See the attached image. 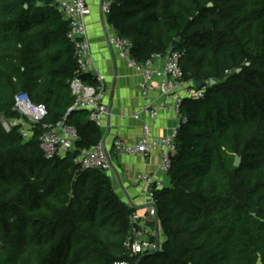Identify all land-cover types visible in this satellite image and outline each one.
Segmentation results:
<instances>
[{
  "label": "trees",
  "instance_id": "obj_1",
  "mask_svg": "<svg viewBox=\"0 0 264 264\" xmlns=\"http://www.w3.org/2000/svg\"><path fill=\"white\" fill-rule=\"evenodd\" d=\"M105 20L140 63L179 36L183 73L206 85L183 101L155 191L163 241L131 254L133 206L106 171L75 161L101 133L86 110L68 112L77 66L57 0H0V116L18 117L24 95L45 104L43 123L77 132L72 151L45 159L41 125L24 140L0 124V264H264V0H112Z\"/></svg>",
  "mask_w": 264,
  "mask_h": 264
},
{
  "label": "built area",
  "instance_id": "obj_2",
  "mask_svg": "<svg viewBox=\"0 0 264 264\" xmlns=\"http://www.w3.org/2000/svg\"><path fill=\"white\" fill-rule=\"evenodd\" d=\"M111 1L102 0L101 3L103 26ZM57 8L62 19L68 24L66 37L74 47L77 66L75 74L69 81L73 103L68 112L86 110L89 120L101 127L110 110L105 103L106 75L99 70L90 49L87 18L91 14V8L86 0H57ZM106 42L116 50L118 57L126 59L128 65L141 75L139 90L144 102L132 117L140 119L145 115L155 122L160 113L170 112L175 114L176 121L162 135L154 134L149 122H142L141 133L137 139L128 141L115 138L110 144L100 139L92 147L81 150L75 161L82 169L96 168L109 173L113 153L133 156L158 151L160 175L142 173L134 176L135 182L141 183V192L139 203L133 207L134 210L129 216L130 235L125 243L131 254L152 253L158 250L163 241V235L159 232L155 191L165 186L164 178L168 176L171 157L176 152L175 139L178 130L181 124L187 121L186 115L182 112V104L187 98L202 97L206 85L197 88L196 81L185 76L179 65L180 51H168L165 55L155 54L140 63L130 57L132 42L128 38L120 36L113 30L107 36ZM84 75L93 83L84 79ZM13 109L18 117L7 119L0 116L1 126L7 132L17 128L20 136L24 140H29L35 134L37 126L41 125L42 132L38 135V141L45 159L62 157L74 149L76 129L66 124L64 120L54 125L43 123L48 114L45 104L35 103L28 96L21 95L15 98Z\"/></svg>",
  "mask_w": 264,
  "mask_h": 264
},
{
  "label": "crops",
  "instance_id": "obj_3",
  "mask_svg": "<svg viewBox=\"0 0 264 264\" xmlns=\"http://www.w3.org/2000/svg\"><path fill=\"white\" fill-rule=\"evenodd\" d=\"M86 1L91 8V14L87 18L91 54L99 70L106 75L105 103L110 110L100 127L101 139L106 140L108 144L115 138L133 141L141 133L142 122H149L154 134H165L176 121L174 113H160L155 122L145 115L140 119L132 117L144 102L139 90L141 75L128 65L126 59L118 57L116 50L107 44L106 38L113 30L107 25L105 17L106 26L102 24V0ZM111 159L112 168L108 174L115 192L123 201L136 207L139 203L141 183L135 182L134 176L142 173L160 175L158 151L133 156L113 153ZM168 181V176H165V185Z\"/></svg>",
  "mask_w": 264,
  "mask_h": 264
},
{
  "label": "water",
  "instance_id": "obj_4",
  "mask_svg": "<svg viewBox=\"0 0 264 264\" xmlns=\"http://www.w3.org/2000/svg\"><path fill=\"white\" fill-rule=\"evenodd\" d=\"M211 5V4H209ZM179 40H180V37L177 36L176 39L171 43V45L168 47V51H173L174 49L178 48L179 46ZM237 71H240V69H237ZM211 84H214L215 83V80H211L210 82ZM195 85L197 88H200L203 86V82L202 81H196L195 82ZM240 164V158L239 157H235V160H234V165L235 166H238Z\"/></svg>",
  "mask_w": 264,
  "mask_h": 264
},
{
  "label": "rangeland",
  "instance_id": "obj_5",
  "mask_svg": "<svg viewBox=\"0 0 264 264\" xmlns=\"http://www.w3.org/2000/svg\"><path fill=\"white\" fill-rule=\"evenodd\" d=\"M159 232H161V233H162V231H161V230H159Z\"/></svg>",
  "mask_w": 264,
  "mask_h": 264
}]
</instances>
